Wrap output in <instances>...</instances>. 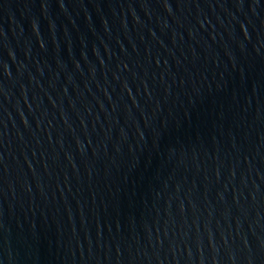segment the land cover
Masks as SVG:
<instances>
[{"label":"water","instance_id":"water-1","mask_svg":"<svg viewBox=\"0 0 264 264\" xmlns=\"http://www.w3.org/2000/svg\"><path fill=\"white\" fill-rule=\"evenodd\" d=\"M0 264H264V0H0Z\"/></svg>","mask_w":264,"mask_h":264}]
</instances>
